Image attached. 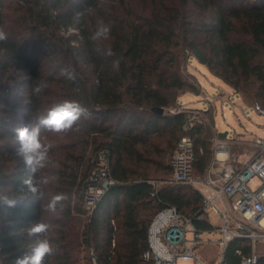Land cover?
Listing matches in <instances>:
<instances>
[{"label":"trees","instance_id":"1","mask_svg":"<svg viewBox=\"0 0 264 264\" xmlns=\"http://www.w3.org/2000/svg\"><path fill=\"white\" fill-rule=\"evenodd\" d=\"M104 26L108 37L93 39ZM71 28L78 32H63ZM0 31V264H16L39 238L54 248L43 264H152L143 258L148 229L168 205L200 231L214 229L202 194L173 183L170 164L189 135L195 177L205 175L215 156L214 113L197 114L186 129V111L171 109L180 94L202 92L190 57L248 106L264 105V0H0ZM65 100L86 112L61 132L41 126V143L51 147L31 172L15 129L38 125ZM104 150L118 182L87 216V179ZM57 195L64 199L51 210ZM37 223L49 231L32 235ZM238 248L249 254L251 240L229 241V264L240 263ZM258 252L264 264L263 241Z\"/></svg>","mask_w":264,"mask_h":264},{"label":"built area","instance_id":"2","mask_svg":"<svg viewBox=\"0 0 264 264\" xmlns=\"http://www.w3.org/2000/svg\"><path fill=\"white\" fill-rule=\"evenodd\" d=\"M264 115V105L255 103L252 106ZM189 119L185 128H191L197 111L185 106ZM217 150L225 145L216 140ZM255 151L245 162L236 159H217L214 165L207 168L204 177L194 174L195 148L193 139L185 135L179 141L170 164L173 171L171 181L195 186L203 196V210L210 215L218 213L221 223L217 232L218 240L212 241L201 237L193 218L180 212L176 205L163 207L152 219L148 229L149 248L143 258L153 260L152 264H178L179 260H193L194 264H229L225 260V250L229 241L235 237H246L251 240V252L244 254L241 248L236 253L241 256L239 264H261L258 242L264 243V137L254 139ZM236 163H242L239 167ZM258 177L260 182L252 185L251 180ZM118 180L112 175L107 152L99 155V163L87 179L84 207L91 214L105 191ZM221 200L222 207L217 203ZM192 233V237L188 236ZM115 245V238L112 240ZM215 242L217 256L213 259L199 257L197 251L207 244ZM171 256L172 259H165Z\"/></svg>","mask_w":264,"mask_h":264},{"label":"rangeland","instance_id":"3","mask_svg":"<svg viewBox=\"0 0 264 264\" xmlns=\"http://www.w3.org/2000/svg\"><path fill=\"white\" fill-rule=\"evenodd\" d=\"M135 2H137V0H132V3ZM63 32L68 34L71 32H78V29L71 28L69 30H63ZM188 69L197 76L202 86V92L201 94L192 91L184 92L178 96L177 103L182 104L186 102L190 108L198 110H206L210 104H213L216 127L220 132L228 131L229 128H231V136L238 132L249 138L255 136L264 137V115L260 114L252 106H246L238 93L233 91L224 81L214 76L206 65L200 63L194 57H190ZM220 89L227 92V97L223 101L217 100ZM175 109L177 108L175 107ZM224 112L226 113L225 116L223 115ZM214 161H217L215 156L210 166L214 165ZM259 182L260 180L258 177H254L251 180L252 185H257ZM193 187L197 189L195 186ZM217 203L220 206L222 205L220 200H218ZM86 215L88 216V213H86ZM219 220H221L220 215L211 217V222L215 225L219 223ZM188 236L192 237V233H188ZM201 237L209 238L210 240H218L221 237V233L217 231L206 233L203 231ZM207 251L211 252L210 247H203L200 252L197 251V254L202 258ZM178 264H194V261L191 259L179 260Z\"/></svg>","mask_w":264,"mask_h":264},{"label":"clouds","instance_id":"4","mask_svg":"<svg viewBox=\"0 0 264 264\" xmlns=\"http://www.w3.org/2000/svg\"><path fill=\"white\" fill-rule=\"evenodd\" d=\"M110 33V27L104 26L100 28L93 39L99 37L107 38ZM5 38V34L0 31V40ZM111 54V52H109ZM36 93L42 91V86L37 85L34 88ZM86 112V109L82 108L75 101H63L62 103L53 106L47 113V115L40 119L39 124L34 127L22 126L15 129L16 138L19 142L18 155H20L26 167L31 171L35 172L37 168L43 167L47 160L48 149L51 147L50 144L44 145L40 140V128H44L54 131L61 132L69 129L74 122H76L82 114ZM26 184L30 185V179L25 181ZM33 192L35 188L31 189ZM64 199L62 195L53 197L52 203L49 205L51 210L55 209V203ZM9 207L15 206V201L8 200L5 198L4 201ZM50 225L46 223L35 224L30 232L32 235L46 234L49 231ZM54 252L53 244L48 238H39L35 241L34 247L31 248L30 252H26L23 256L18 257L16 264H43V261L47 256L52 255ZM165 259L171 260V256H166Z\"/></svg>","mask_w":264,"mask_h":264},{"label":"crops","instance_id":"5","mask_svg":"<svg viewBox=\"0 0 264 264\" xmlns=\"http://www.w3.org/2000/svg\"><path fill=\"white\" fill-rule=\"evenodd\" d=\"M210 71V70H209ZM211 72V71H210ZM212 73V72H211ZM213 74V73H212ZM214 75V74H213ZM216 76V75H214ZM197 77V76H196ZM217 77V76H216ZM219 78V77H217ZM220 79V78H219ZM222 80V79H220ZM223 81V80H222ZM200 82V81H199ZM226 83V82H225ZM201 84V83H200ZM227 84V83H226ZM233 91H235L229 84H227ZM237 93V92H236ZM201 94V93H200ZM241 97V100L244 102V99L242 97V95L240 93H238ZM227 97V92L223 91L222 89H220V93L218 94L217 96V100L218 101H223L224 99H226ZM229 97V96H228ZM244 104L246 106H248L245 102ZM182 106H185V107H189L188 104L185 102V103H182V104H179L177 103L176 104V108L179 110L180 107ZM190 108V107H189ZM192 110V108H190ZM209 109H211L214 113V126H213V129H214V138H213V144H214V152H215V158L216 159H236L235 161L236 162H245L247 161L251 155L254 153L255 151V146H254V143H253V140L257 137H262V136H255L253 138H249L247 137L246 135L242 134V133H235L234 135H230V131H231V128H229L228 131H225L227 134L226 136H221L219 135V133H225V132H220L218 130V128L216 127V121H215V110H214V107H213V104H210L208 109L206 110H198V109H193L195 111H197V114H203V111L204 112H207ZM172 112L175 111V108L174 109H171ZM225 112L223 113V115L225 116ZM219 140L221 143H223L225 145V149H221L220 151L217 150V143H216V140ZM236 143L238 145H241L242 147H238V148H235L233 149L232 148V145ZM245 156V157H244ZM246 158V159H245ZM206 173V172H205ZM204 177V176H203ZM202 178V177H200ZM221 202V200H220ZM222 204V202H221ZM222 207V205H221ZM219 214L217 213H212L210 215H208L209 217V220L211 221V217L213 216H218ZM221 217V216H220ZM263 222V220H262ZM212 223V222H211ZM221 223V220H219V223L217 225L213 224L214 225V229L213 230H205L204 232H215L218 228V226L220 225ZM203 231H201L202 233ZM204 239H207V238H204ZM209 239V238H208ZM212 241H215V240H212ZM207 247H210V250L211 252L207 251L205 252V255H204V258H207V259H213V258H216L215 256H217V246L215 244V242H211L207 245L204 246V248H207Z\"/></svg>","mask_w":264,"mask_h":264},{"label":"water","instance_id":"6","mask_svg":"<svg viewBox=\"0 0 264 264\" xmlns=\"http://www.w3.org/2000/svg\"><path fill=\"white\" fill-rule=\"evenodd\" d=\"M153 110L158 113V114H163L164 113V108L163 107H153ZM226 132L225 133H219V135L221 136H226Z\"/></svg>","mask_w":264,"mask_h":264},{"label":"bare ground","instance_id":"7","mask_svg":"<svg viewBox=\"0 0 264 264\" xmlns=\"http://www.w3.org/2000/svg\"><path fill=\"white\" fill-rule=\"evenodd\" d=\"M263 223H264V219H263Z\"/></svg>","mask_w":264,"mask_h":264}]
</instances>
